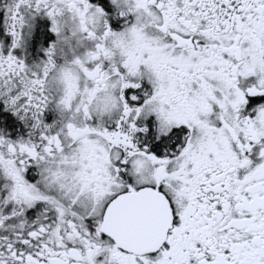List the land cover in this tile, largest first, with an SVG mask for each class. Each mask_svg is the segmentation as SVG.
I'll use <instances>...</instances> for the list:
<instances>
[{
    "label": "snow or ice",
    "instance_id": "6c2138e0",
    "mask_svg": "<svg viewBox=\"0 0 264 264\" xmlns=\"http://www.w3.org/2000/svg\"><path fill=\"white\" fill-rule=\"evenodd\" d=\"M0 264H264V0H0Z\"/></svg>",
    "mask_w": 264,
    "mask_h": 264
}]
</instances>
